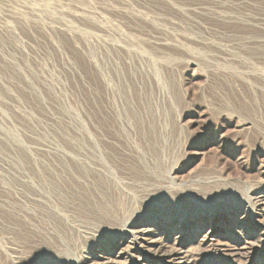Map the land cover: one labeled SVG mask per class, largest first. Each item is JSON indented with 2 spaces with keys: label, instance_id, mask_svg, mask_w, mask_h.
<instances>
[{
  "label": "rangeland",
  "instance_id": "rangeland-1",
  "mask_svg": "<svg viewBox=\"0 0 264 264\" xmlns=\"http://www.w3.org/2000/svg\"><path fill=\"white\" fill-rule=\"evenodd\" d=\"M79 1L61 4L89 12L68 17L77 36L30 11L9 20L16 43L0 33V49L28 64L23 75L0 54V188H123L136 217L147 202L190 213V264H264L255 223H240L249 191L264 194V0ZM45 142L68 155L35 160L29 151ZM222 203V223L207 225L203 212ZM0 211L1 244L22 251L28 228L9 235L16 221ZM209 233L215 246L193 240ZM246 243L254 255L233 256Z\"/></svg>",
  "mask_w": 264,
  "mask_h": 264
},
{
  "label": "bare ground",
  "instance_id": "bare-ground-1",
  "mask_svg": "<svg viewBox=\"0 0 264 264\" xmlns=\"http://www.w3.org/2000/svg\"><path fill=\"white\" fill-rule=\"evenodd\" d=\"M48 1L55 4V9L60 8V12L57 13L55 9L51 10L50 7L42 5ZM63 1L80 2L79 0H0V7L5 8L7 13L5 17H0V27L8 30L0 33L6 35L11 43H16L14 39L18 32L10 30L9 20L12 16L22 17L21 14L26 11H30L35 17H40L42 13L54 15L50 19L53 23H50V26L66 31L63 33L76 36L83 33L73 32V27L68 24V17L80 20L89 17V12L83 9L78 11L65 9L61 6ZM85 35L94 39V36L87 32ZM86 36L83 37L87 40ZM0 41L5 42L3 38H0ZM100 43L104 46H112L116 51L125 49L119 43L103 39H100ZM168 43H170L168 39L153 42L155 46ZM16 50L26 53V49L20 45L16 46ZM0 54L9 68L25 75V66H28L26 58L7 56L1 49ZM30 87L39 90L33 81ZM0 128L4 130V127L0 126ZM34 145V152L28 151L35 160L42 159L38 155L43 153L49 157L59 154L63 157L68 155L67 151L59 150L58 145L53 142ZM7 158L9 157L1 154L0 162L8 163ZM125 192L123 188H0V209L16 221L15 224L12 222L13 224L4 225L5 231L13 235L18 226H24L28 228L26 232L29 233L22 251L14 247L17 253L5 248L1 244L4 239L0 238V264H26L22 259L31 254L47 258L49 264H190L191 259L184 251L185 244L190 241L184 232L190 213H181L176 207L175 211L168 210L165 205L147 202L142 207L141 215L136 217V214L130 213L132 208L128 205V195ZM161 197L165 200L170 198L168 195ZM244 200L242 208L245 215L240 218V223H252L253 226L255 223L257 234H260L259 239L264 243V194L254 196L249 191V196ZM172 202L174 201H168L171 205ZM253 202L257 207L256 210L252 205ZM226 207L227 203H222L217 207L206 209L203 212L208 218L206 224H221L220 213H226L228 209ZM251 235L254 236V233ZM200 236L193 237L200 246H215V234L209 233L202 236V239ZM249 254L254 255V243L250 245L246 243L233 252V256L238 258Z\"/></svg>",
  "mask_w": 264,
  "mask_h": 264
}]
</instances>
